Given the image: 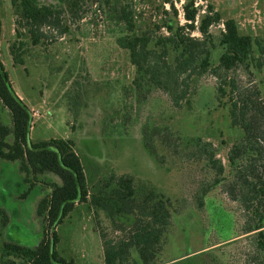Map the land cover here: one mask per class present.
Returning a JSON list of instances; mask_svg holds the SVG:
<instances>
[{
	"label": "rangeland",
	"instance_id": "obj_1",
	"mask_svg": "<svg viewBox=\"0 0 264 264\" xmlns=\"http://www.w3.org/2000/svg\"><path fill=\"white\" fill-rule=\"evenodd\" d=\"M66 1L34 0L38 5L50 6H64ZM117 1L111 0L107 5L103 0H86L81 19L70 21L65 33L44 28L47 39L42 38L37 44L22 31L24 53L20 63L14 62L9 52L11 42L17 39L11 0H0V60L15 93L35 113L29 129L30 141L56 137L72 140L89 185L110 173L127 174L135 184L150 186L168 197L170 224L155 264H259L258 259H245L257 257L246 236L233 237L232 226L241 225L243 211L224 192V181L206 194L201 208L197 207L195 196L192 198L198 184L211 181L215 171L203 160L184 155L179 158L156 143L159 159L162 158L158 161L148 146L158 127H166L182 138L199 136L212 143L224 167L221 176L228 178L226 154L242 133L231 125L227 96L220 101L214 97L215 78L207 75L199 81L191 109L173 108L158 91L151 97H140L132 84L134 67L128 50L120 46L125 31L115 16ZM122 1H132L137 26L161 16L160 8L156 10L151 4L159 5L162 0ZM179 3L180 0L174 2L176 8ZM207 3L222 19H234L241 33L262 38L264 46V0H195L201 11ZM163 5L168 11L164 17L171 18L168 3ZM177 19L179 24L183 22ZM220 28L221 24L211 27L214 34ZM160 32H165V28ZM257 54L254 51L255 58ZM214 57L215 63L217 55ZM260 57V67L252 62L248 68L241 66L229 72V77L236 81L239 90L256 93L262 105L264 53ZM0 120L10 124L9 113L1 105ZM257 120V131L262 133L259 139L264 144V119ZM22 177L17 161L0 160V208L8 216L5 225L0 220V264H26L22 258L7 255L5 243L33 248L42 234L35 204L47 191L46 186L39 182L22 197L29 185ZM38 179L57 181L58 177L47 172L38 175ZM97 226L107 237L117 235L102 212L94 214L83 202L49 228L48 235L55 231L56 253L72 264H103ZM131 259L137 260L135 252Z\"/></svg>",
	"mask_w": 264,
	"mask_h": 264
},
{
	"label": "trees",
	"instance_id": "obj_2",
	"mask_svg": "<svg viewBox=\"0 0 264 264\" xmlns=\"http://www.w3.org/2000/svg\"><path fill=\"white\" fill-rule=\"evenodd\" d=\"M85 1L67 0L64 6H50L38 5L34 0H11L17 39L11 42L9 52L14 62H22V31L28 34L33 44L42 38L47 39L44 28L52 27L65 33L70 21L83 17ZM110 1L103 0V3L108 5ZM175 1L162 0L159 5L152 3L156 10L160 8L162 17L138 26L132 1L116 2L115 16L125 31L120 46L128 50L134 67L132 84L142 98L151 97L158 91L173 108L191 109L200 79L211 75L215 78L214 97L220 101L221 97L227 96L231 125L239 128L242 136L226 154L230 169L228 178L221 176L224 167L216 157L212 143L199 136L182 138L166 127H158L148 144L149 151L162 161L157 153L156 143H159L179 158L184 155L203 160L213 169V179L198 184L192 198L195 196L197 207L201 208L206 194L224 181V192L243 211L241 225L232 226L233 237L245 235L251 250L257 254V257L245 259L249 262L258 259L259 264H264V144L259 139L262 133L256 128L257 119H264V99L260 105L256 93L239 90L236 81L229 77V72L238 67L248 68L252 62L257 67L262 65L263 39L241 33L234 19H222L210 3L201 11L195 0H184L183 22L179 24ZM164 3L169 5L171 18L164 17L168 14ZM98 6L102 7L100 1ZM140 16L138 14V18ZM219 24L221 28L214 34L211 27ZM163 27L165 32H160ZM254 51L258 53L257 58ZM0 105L10 116V124L0 120V160L18 162L22 180L29 184L20 196H25L39 182L47 189L35 204V215L42 227L39 242L33 248L7 242L4 245L6 254L22 258L26 264H72L58 256L54 248L57 235L54 231L49 236L48 230L61 222L75 205L84 202L94 214L102 212L117 234L107 237L97 226L103 264H155L170 224L169 198L150 186L135 184L127 174L110 173L105 179L89 185L72 140L56 137L30 141L32 112L15 93L1 60ZM47 172L56 175L57 181L38 179V175ZM0 220L3 225L8 220L1 208ZM132 252L137 254V260L131 259Z\"/></svg>",
	"mask_w": 264,
	"mask_h": 264
},
{
	"label": "built area",
	"instance_id": "obj_3",
	"mask_svg": "<svg viewBox=\"0 0 264 264\" xmlns=\"http://www.w3.org/2000/svg\"><path fill=\"white\" fill-rule=\"evenodd\" d=\"M182 4H183V0H180V3H179V8L177 7L178 9V16L180 17V19L183 21V11H182ZM197 5V4H196ZM35 113H33L32 111V115H34Z\"/></svg>",
	"mask_w": 264,
	"mask_h": 264
},
{
	"label": "crops",
	"instance_id": "obj_4",
	"mask_svg": "<svg viewBox=\"0 0 264 264\" xmlns=\"http://www.w3.org/2000/svg\"><path fill=\"white\" fill-rule=\"evenodd\" d=\"M38 201V200H37Z\"/></svg>",
	"mask_w": 264,
	"mask_h": 264
}]
</instances>
